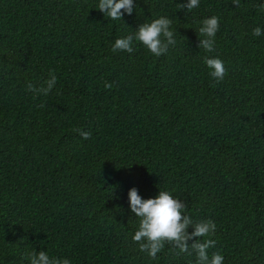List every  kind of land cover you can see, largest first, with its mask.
<instances>
[{
	"label": "trees",
	"instance_id": "trees-1",
	"mask_svg": "<svg viewBox=\"0 0 264 264\" xmlns=\"http://www.w3.org/2000/svg\"><path fill=\"white\" fill-rule=\"evenodd\" d=\"M97 3L0 0V264L41 251L71 264H194L169 243L155 260L140 252L131 188L142 199L170 190L185 214L211 219L208 252L224 264H264L261 0H200L191 11L186 0H133L121 21ZM160 16L176 40L166 53L112 51ZM211 16L219 31L205 52L197 28ZM205 57L224 62L223 80ZM49 73L47 95L27 90Z\"/></svg>",
	"mask_w": 264,
	"mask_h": 264
},
{
	"label": "clouds",
	"instance_id": "clouds-1",
	"mask_svg": "<svg viewBox=\"0 0 264 264\" xmlns=\"http://www.w3.org/2000/svg\"><path fill=\"white\" fill-rule=\"evenodd\" d=\"M238 5L239 0H234ZM200 0H186L180 7L191 11L198 8ZM98 11L110 20L121 21L122 16L132 15L133 0H98ZM264 11V0L259 5ZM123 10V12L121 11ZM172 21L164 16L142 23L134 32L117 38L112 43L113 52L133 53L134 45L139 44L151 55L159 57L168 51L169 46L175 45L174 32L171 28ZM197 31L200 35L198 48L211 52L215 45L216 34L219 31V17L211 16L199 22ZM253 37L264 35V28L256 27L252 32ZM204 65L208 76L215 82L223 80L226 69L224 62L219 58H204ZM57 83L56 76L49 73V78L42 86L27 84V90L36 95H47ZM111 88V84H105ZM80 136L87 140L91 132L77 130ZM127 204L131 214L138 220V225L131 235L134 243H138L139 250L146 253L149 259L155 260L165 243L173 245L179 253L195 254L194 264H224V257L220 253L209 255V248L213 241L209 239L216 230V224L211 219H194L185 214L186 205L181 199L175 198L170 190H158L152 198L142 199L136 188L127 192ZM191 227L192 231L187 230ZM188 240L193 243L189 247ZM191 249V252L189 251ZM27 264H71L64 258L50 257L46 251L27 253L24 257Z\"/></svg>",
	"mask_w": 264,
	"mask_h": 264
}]
</instances>
